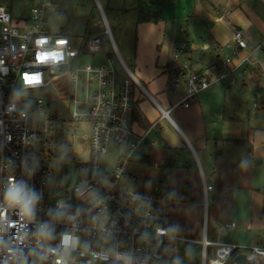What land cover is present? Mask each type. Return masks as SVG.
Segmentation results:
<instances>
[{
  "label": "built area",
  "instance_id": "built-area-1",
  "mask_svg": "<svg viewBox=\"0 0 264 264\" xmlns=\"http://www.w3.org/2000/svg\"><path fill=\"white\" fill-rule=\"evenodd\" d=\"M47 3L32 7L26 26L16 24L0 4V264H160L181 245L197 241L202 264L258 263V257L264 264V246L197 240L174 229L170 199L158 186L140 190L121 185L125 165L142 155L140 146L151 128L136 134L130 125L138 82L119 55L129 73L124 78L118 77L113 57L103 64L74 66L83 53L99 50L107 36L117 52L112 30L105 21L103 31L77 47L68 35L43 30ZM234 40L232 54L212 74L191 70L186 61L172 65V83L187 74V85L171 108L188 107L214 81L229 77L235 82L233 73L241 64L264 75V39L251 45L243 29L236 28ZM184 45H175L174 59ZM241 48L247 52L242 54ZM65 75L70 118L90 122L83 133L89 157L78 163L77 180L53 194L48 182L52 170L36 148L39 132H47L51 123L48 118L39 121L36 113L44 108L42 92ZM114 143L125 148L109 172L103 170L102 158ZM212 187L204 181L205 191ZM234 226L235 221L225 222L218 231ZM209 245L214 247L208 257ZM235 253L246 254L247 260L232 259Z\"/></svg>",
  "mask_w": 264,
  "mask_h": 264
},
{
  "label": "crops",
  "instance_id": "crops-1",
  "mask_svg": "<svg viewBox=\"0 0 264 264\" xmlns=\"http://www.w3.org/2000/svg\"><path fill=\"white\" fill-rule=\"evenodd\" d=\"M117 1L118 10L140 12L139 16H134L137 39L133 62L140 78L131 71L116 46L119 57L138 82L130 125L136 134L151 127L140 146L144 151L136 160L146 165L154 162L163 172L161 180L166 175V160L176 150L175 165L170 170V225L197 240L205 237L226 241L209 238L207 222L220 218L219 200L224 195L229 197L231 189L253 188L250 183L254 163L246 159V153L251 156L250 143L264 144L263 122L259 121L264 111V91L253 81L246 87L237 84L247 74L252 77L254 72L260 71L241 64L233 73L235 82L229 77L214 81L202 89L188 107L171 108L172 103L185 94L187 74L173 84L170 67L186 61L191 70L212 74L213 68L220 67L222 59L232 54L236 28L243 29L249 44L261 42L264 39V0H164L158 3L160 16L151 20L144 15L145 11L156 7L154 2ZM96 2L103 21L109 24L102 2ZM6 3L2 5L12 13V0ZM92 15V12L88 14L90 18ZM181 42L185 45L174 59L175 45ZM240 52L245 54L247 48H241ZM238 61L239 58H235V62ZM250 100L253 106L249 105ZM152 132L155 137L151 136L149 143L160 142V149L144 147ZM204 181L213 187L205 191ZM211 233L215 235L214 230ZM226 242L238 243V240Z\"/></svg>",
  "mask_w": 264,
  "mask_h": 264
},
{
  "label": "rangeland",
  "instance_id": "rangeland-1",
  "mask_svg": "<svg viewBox=\"0 0 264 264\" xmlns=\"http://www.w3.org/2000/svg\"><path fill=\"white\" fill-rule=\"evenodd\" d=\"M41 1L43 0H12L13 21L21 26L26 21L30 24L31 21L28 17L31 14V9ZM100 1L106 11L119 53L127 62L131 71L140 78L133 64L137 39V23L134 16H139L140 12L137 10L131 12H125V9L118 10L120 3L117 0H111V3H108L107 0ZM6 2L7 0H0V4H8ZM48 2L50 3L45 8L44 23L42 25L47 33L66 34L75 46L81 47L86 46L89 38L95 33L105 29L100 6L96 0H48ZM53 4H57V7L53 8ZM90 12L93 13L91 18L88 16ZM108 57L115 58L119 78L128 76L129 73L121 63L110 36H107L102 42L99 50L85 52L80 58L75 59L74 66L106 62ZM250 75L249 73L244 77V80H239L237 86L246 87L247 84H252L253 81L256 87L264 91L263 75L258 71L254 72L252 77ZM131 76L136 81L134 76ZM69 85L70 82L66 75L54 78L47 91L42 92L45 97L44 108L36 113L39 121L48 118L51 123L47 132H39L36 148L41 155V161L50 166L52 170L48 182L49 191L53 194L63 186L77 180L78 163L87 160L89 157V142L83 137V133L89 130L90 122L85 119L73 120L70 118L72 105L68 100ZM249 105L253 106V101L250 100ZM253 108L251 107V109ZM254 109L262 112V109ZM259 121L263 122L262 129H264V111ZM151 136L155 137V132L149 135L144 147L147 150L153 146L160 149L162 147L160 142L150 145ZM124 148L125 144H112L108 153L102 158L103 170L109 172L113 170ZM250 149L251 156L246 153V159H252L254 163L250 183L253 188L231 189L229 197L224 195L223 199L219 200L221 208L218 210V215L220 218H217L213 223L212 219L209 224L207 222L208 236L209 238L216 237L226 241L238 240L236 244L239 246H252V244L264 246V192L260 190L264 186V144L250 143ZM260 153L262 155L258 156ZM253 154L255 155L253 156ZM136 159L129 160L125 165L121 185L140 190H154L159 178L163 176L161 168L155 166L154 162L146 165ZM134 175L138 178L134 179ZM178 190L179 188L176 189V191ZM71 201L74 202L75 200L71 199ZM230 221H235L236 226L224 229L219 233V227ZM213 230L215 235L211 233ZM212 247L214 246L209 245L208 247V257ZM258 258V264H262V259ZM160 264H202V245L199 242H191L186 246L181 245L177 252L164 256L160 260Z\"/></svg>",
  "mask_w": 264,
  "mask_h": 264
},
{
  "label": "trees",
  "instance_id": "trees-1",
  "mask_svg": "<svg viewBox=\"0 0 264 264\" xmlns=\"http://www.w3.org/2000/svg\"><path fill=\"white\" fill-rule=\"evenodd\" d=\"M151 4L152 2L155 3L156 7L153 9H150L149 11H145L144 18L146 19H156L160 16V9L158 8V3L161 4L164 0H149ZM171 69V67H170ZM174 74V70L171 69V77ZM262 103V101H261ZM135 104V103H134ZM135 109V106L133 110ZM133 112V111H132ZM175 152L176 150L173 151L172 155L166 160V175L163 179L159 180L158 182V192L161 194H164L165 196H169L170 192V170L173 168L175 165ZM262 192H264V186L260 188ZM169 198V197H168Z\"/></svg>",
  "mask_w": 264,
  "mask_h": 264
},
{
  "label": "water",
  "instance_id": "water-1",
  "mask_svg": "<svg viewBox=\"0 0 264 264\" xmlns=\"http://www.w3.org/2000/svg\"><path fill=\"white\" fill-rule=\"evenodd\" d=\"M234 260H236V261H244V260H247L246 254L239 253V254L235 255Z\"/></svg>",
  "mask_w": 264,
  "mask_h": 264
},
{
  "label": "bare ground",
  "instance_id": "bare-ground-1",
  "mask_svg": "<svg viewBox=\"0 0 264 264\" xmlns=\"http://www.w3.org/2000/svg\"><path fill=\"white\" fill-rule=\"evenodd\" d=\"M248 264H258V263H254V262L251 263V262H249Z\"/></svg>",
  "mask_w": 264,
  "mask_h": 264
}]
</instances>
